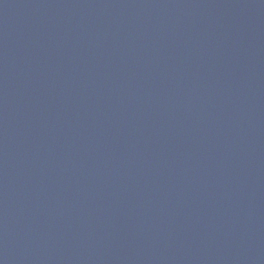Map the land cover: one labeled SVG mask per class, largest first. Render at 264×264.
I'll return each instance as SVG.
<instances>
[{"label":"water","instance_id":"water-1","mask_svg":"<svg viewBox=\"0 0 264 264\" xmlns=\"http://www.w3.org/2000/svg\"><path fill=\"white\" fill-rule=\"evenodd\" d=\"M0 264H264V0H0Z\"/></svg>","mask_w":264,"mask_h":264}]
</instances>
